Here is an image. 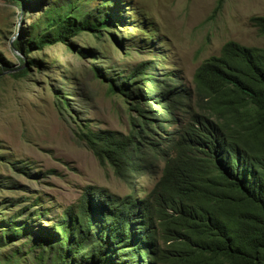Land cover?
<instances>
[{
  "label": "trees",
  "instance_id": "16d2710c",
  "mask_svg": "<svg viewBox=\"0 0 264 264\" xmlns=\"http://www.w3.org/2000/svg\"><path fill=\"white\" fill-rule=\"evenodd\" d=\"M122 5L105 0L78 14L72 3L51 4L32 25V38L14 44L26 54L57 43L74 48L81 32L101 35L114 22H132L129 14L115 15ZM250 21L264 35V16ZM152 63L109 78L112 93L135 99L128 132L87 124L79 132L99 163L123 180L161 170L152 189L140 197L89 186L80 204L37 229L29 216L45 212L35 198L26 204L32 212L24 206L1 215L0 248L15 247L0 264H264V48L226 42L197 67L192 86L174 69L161 78ZM28 67L9 71L25 77ZM95 73L105 77L100 68Z\"/></svg>",
  "mask_w": 264,
  "mask_h": 264
},
{
  "label": "rangeland",
  "instance_id": "374dc122",
  "mask_svg": "<svg viewBox=\"0 0 264 264\" xmlns=\"http://www.w3.org/2000/svg\"><path fill=\"white\" fill-rule=\"evenodd\" d=\"M104 1L0 0V69L7 68L0 74V218L24 206L32 212L26 204L39 198L45 214L28 221L36 229L50 226L67 207L80 204L89 186L145 196L161 170L123 180L110 165L102 166L79 136L85 124L96 130L130 129L135 99L112 93L109 78L119 79L152 60L161 78L174 69L192 86L197 67L219 54L226 42L264 48V35L250 21L264 16V0H222L219 10L220 0H122L125 10L116 8L115 15L129 14L133 21L114 22L101 35L81 32L72 38L74 48L57 43L40 50L34 46L26 54L14 44L17 38L23 44L32 38V25L43 20L51 4L72 3L78 14H86ZM80 48L93 49L96 55L83 57ZM31 60L35 65H29ZM19 66H29L25 77L9 71ZM96 68L105 77H97ZM164 241L160 237L167 252L169 243ZM16 244L25 250V241ZM14 247L0 248L2 263Z\"/></svg>",
  "mask_w": 264,
  "mask_h": 264
}]
</instances>
